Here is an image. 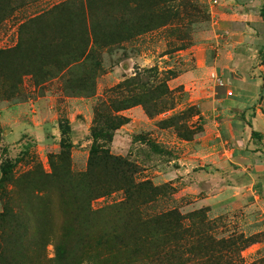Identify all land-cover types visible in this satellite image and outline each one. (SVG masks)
Instances as JSON below:
<instances>
[{
  "label": "rangeland",
  "instance_id": "1",
  "mask_svg": "<svg viewBox=\"0 0 264 264\" xmlns=\"http://www.w3.org/2000/svg\"><path fill=\"white\" fill-rule=\"evenodd\" d=\"M117 6L116 0L92 7L87 0H0V166L7 160L17 161L2 185L9 198L0 197V214L7 201L15 214L16 222L11 226L16 224L23 234L17 242L19 253L15 260L10 256V261L72 263L76 252L73 245L78 241L74 238L89 233L94 240L101 226L112 221L114 210L109 207L124 199L123 192L98 195L89 202L95 213L91 229H83L77 222L85 197L75 188L76 182L57 181L53 176L50 158L61 151L59 120L67 118L72 126L71 172L84 173L98 105L113 98L112 91L118 85L156 68L163 78H169L167 84L174 92L169 106L173 103L175 109L155 118L148 117L142 106L121 112L130 122L115 133L109 145L111 153L137 166L138 181L171 185L177 192L175 205L182 214L207 208L209 219L219 228L216 239L241 235L252 238L255 243L241 254L244 263L264 264L262 183H256L255 194L250 187L237 194L225 188V181L214 168L226 169V162L203 159L211 151L204 150L202 145H207L208 139L203 136L217 132V125L206 127V117L214 114L211 110L204 114L184 85L178 84L181 76L189 81L198 49L204 48L206 57L218 58L216 30L228 15L237 18L238 28L259 37L260 42L264 38V28L258 30L262 28L259 24L263 25L264 0H175L155 6L154 16L145 15V11L132 14L128 25L137 29L129 34L131 38L119 43L103 41L104 28L110 30L108 37L124 29L113 19L120 18ZM227 39L229 35L223 37ZM47 46L53 54L48 53ZM84 51L87 58L79 66L70 65ZM239 53L241 57L244 53L248 61L237 66L235 72L224 71V78L240 79L259 68V62L264 64V46L251 48L248 53L240 49ZM219 74L214 72L212 76ZM142 82L152 84L145 78ZM174 116L180 117V125L187 130H195L194 141L203 139L190 144L179 139L174 127L162 129L160 122ZM254 142L261 144L263 151L264 134ZM255 196L262 200L256 203ZM74 229L77 231L73 233ZM15 235L13 241L20 238L19 233ZM6 248L1 245L0 251ZM64 249L68 258L60 263L58 255ZM95 250L93 247L94 256ZM111 262L92 260L83 264Z\"/></svg>",
  "mask_w": 264,
  "mask_h": 264
},
{
  "label": "trees",
  "instance_id": "2",
  "mask_svg": "<svg viewBox=\"0 0 264 264\" xmlns=\"http://www.w3.org/2000/svg\"><path fill=\"white\" fill-rule=\"evenodd\" d=\"M104 1L106 0H87L91 7L101 5ZM116 1L120 18L113 19L124 29L108 37L110 30L104 28L103 41L110 39L111 42L119 43L131 38L129 34L137 29L128 25L131 23L129 18L132 14L140 12L144 14L145 11V15L150 13V16H154L155 6L173 3L175 0ZM115 15L118 17V14ZM262 18L264 22V11ZM136 23L137 21L132 22L133 25ZM48 48L49 46L46 48L48 53L53 54V50ZM83 58H87L85 51L70 65L79 66ZM144 78L152 80V84L143 83ZM167 79L163 78L156 68L147 70L118 85L112 91L113 98L98 105L91 131L93 145L89 154L88 169L84 173L71 172L72 126L67 118L59 120L61 151L59 155L50 158L54 169L53 176L57 181L76 182L75 188L83 199L85 197V207L78 212L82 214L77 219L80 227L91 229L93 226L91 219L95 213L89 207L91 200L98 195L109 196L114 192H123L124 195L119 204L109 207L114 210L113 219L101 226L97 238L93 240L89 233L74 238L78 240L73 245L76 250L75 259L68 264H83L92 260L100 262L112 260V264H245L241 254L255 243L252 238L241 235L216 239V231L219 228L209 219L207 208L189 215L182 214L175 205L177 192L171 185L157 186L149 180L138 181L137 166L111 153L109 145L113 142L115 133L130 122L129 118L120 115L121 112L142 106L148 117L155 118L175 109L173 103L169 106L174 92L169 88ZM184 114L185 112L181 115ZM180 120L179 116H174L161 121L160 126L162 129L174 127L179 139L192 141L197 133L195 130H187L185 125H180ZM252 136L256 138L261 135L254 131ZM16 166L17 161L11 160L0 166L2 199L9 198L2 185L9 180ZM6 202L4 212L0 214V247L5 245L7 248L5 252L4 249L0 251V264H12L9 257L16 259L19 253L17 242L23 237L16 224L14 228L11 226L16 222L13 221L15 214ZM162 203L164 206H160ZM76 231L74 229L72 232ZM12 233L14 235L11 236ZM17 233L20 234V238L13 241ZM93 247L99 250H95L96 256L93 255ZM67 256L66 250H61L58 261L64 263Z\"/></svg>",
  "mask_w": 264,
  "mask_h": 264
},
{
  "label": "crops",
  "instance_id": "3",
  "mask_svg": "<svg viewBox=\"0 0 264 264\" xmlns=\"http://www.w3.org/2000/svg\"><path fill=\"white\" fill-rule=\"evenodd\" d=\"M221 21L222 26L216 30L219 41L218 58L206 57L205 49H198L194 54L195 70L187 78L189 81L181 76L178 78V84L184 85L190 93L191 100L204 114L209 110L214 114L206 117V127L217 125V132L213 136H209V133L203 136L204 139H208V144L202 145L204 150L211 148V151L203 156L204 161L226 162V169H214L225 181L224 186L229 192L237 194L245 187H250L255 194L254 187L257 182H261L262 186L259 190L262 188L264 196V149L261 151L262 145L254 142L258 137L252 136L254 131L260 135L264 134V74L262 73L264 64L259 62V68L240 79L228 80L223 77L224 71L229 74L235 72L237 66H241L243 61L244 63L248 61L243 57L244 53L241 57L240 49H246L248 53L251 48L262 47L264 38L257 42L259 37H252L246 30L242 31L243 28H238L239 20L230 18V15ZM262 23L263 25L259 24L262 28L258 30H263L264 22ZM225 35H229L226 41L223 40ZM248 40L251 42L247 45L245 41ZM249 69L248 67L247 70ZM214 72L220 74L213 77ZM228 87L231 88L227 90ZM221 116L223 118L217 120ZM203 137L188 142L196 144L197 140H202ZM244 177L247 180H243ZM255 199H258L256 203L262 200L259 196H255Z\"/></svg>",
  "mask_w": 264,
  "mask_h": 264
},
{
  "label": "built area",
  "instance_id": "4",
  "mask_svg": "<svg viewBox=\"0 0 264 264\" xmlns=\"http://www.w3.org/2000/svg\"><path fill=\"white\" fill-rule=\"evenodd\" d=\"M218 1H215L214 3L216 4Z\"/></svg>",
  "mask_w": 264,
  "mask_h": 264
}]
</instances>
